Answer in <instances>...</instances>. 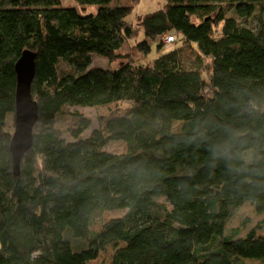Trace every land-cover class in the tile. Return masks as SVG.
I'll return each instance as SVG.
<instances>
[{"label": "trees", "instance_id": "1", "mask_svg": "<svg viewBox=\"0 0 264 264\" xmlns=\"http://www.w3.org/2000/svg\"><path fill=\"white\" fill-rule=\"evenodd\" d=\"M137 2L0 0V264H88L118 243L112 264L264 262V237L225 234L245 201L264 212V0H163L129 22ZM25 50L38 118L15 177ZM99 210L123 214L93 227Z\"/></svg>", "mask_w": 264, "mask_h": 264}, {"label": "rangeland", "instance_id": "2", "mask_svg": "<svg viewBox=\"0 0 264 264\" xmlns=\"http://www.w3.org/2000/svg\"><path fill=\"white\" fill-rule=\"evenodd\" d=\"M62 1L65 3L67 0H62ZM116 1H118L119 4L121 5H127V0H114L115 3ZM162 5H163V0H138V2L134 6L131 14L128 16L127 19L129 22H133L137 16L153 12L159 9ZM191 24L193 25V23ZM254 26H256V21H254ZM189 30H190L189 26L185 25L183 26L182 33L187 35ZM27 33L28 36L35 34V32H33L32 30H28ZM126 33L128 34V32ZM163 43L166 45L172 44L171 42H167L166 39L163 40ZM156 44L157 42L151 43L152 53H156ZM90 68H100L106 70L109 68V65L105 59L92 56ZM68 109L70 111H78L84 116L90 118L92 124L84 132L85 136H88L93 129L98 127L96 121L97 111L95 109L77 107V106H70L68 107ZM178 126L179 123L177 122L173 123V128L175 130L179 129ZM104 149L116 154L125 152L124 144L119 142L109 143ZM122 214L123 211L121 210H114V211L99 210L96 212V215H94V217L92 218L93 227H99L101 222L109 220L111 218H118L122 216ZM251 231L254 232L256 236L264 237V212L255 211L251 203L249 201H245L238 209H236L231 214V217L226 224L225 234L231 236V238L233 239H236L238 237L243 238ZM121 246H122L121 243H118L117 245L107 246L104 251L99 253L96 260L91 261L88 264H112L114 251L116 248ZM244 264H264V262L261 260L246 259L244 260Z\"/></svg>", "mask_w": 264, "mask_h": 264}, {"label": "water", "instance_id": "3", "mask_svg": "<svg viewBox=\"0 0 264 264\" xmlns=\"http://www.w3.org/2000/svg\"><path fill=\"white\" fill-rule=\"evenodd\" d=\"M35 62V53L25 50L15 64V110L13 133L9 143L12 173L15 177L19 174L22 157L32 146V131L38 118V105L30 94Z\"/></svg>", "mask_w": 264, "mask_h": 264}, {"label": "built area", "instance_id": "4", "mask_svg": "<svg viewBox=\"0 0 264 264\" xmlns=\"http://www.w3.org/2000/svg\"><path fill=\"white\" fill-rule=\"evenodd\" d=\"M165 39H166L167 42H171L172 41V38L171 37H167ZM167 44H169V43H167Z\"/></svg>", "mask_w": 264, "mask_h": 264}, {"label": "crops", "instance_id": "5", "mask_svg": "<svg viewBox=\"0 0 264 264\" xmlns=\"http://www.w3.org/2000/svg\"><path fill=\"white\" fill-rule=\"evenodd\" d=\"M67 2V1H66Z\"/></svg>", "mask_w": 264, "mask_h": 264}]
</instances>
